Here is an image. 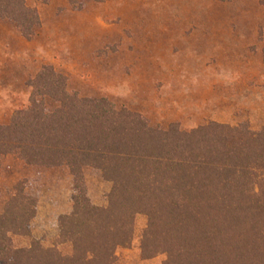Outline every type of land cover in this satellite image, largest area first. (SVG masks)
<instances>
[{
    "label": "trees",
    "instance_id": "obj_1",
    "mask_svg": "<svg viewBox=\"0 0 264 264\" xmlns=\"http://www.w3.org/2000/svg\"><path fill=\"white\" fill-rule=\"evenodd\" d=\"M222 3L230 0H219ZM69 5L80 10L77 0ZM264 7V0H258ZM0 20L26 41L40 17L27 0H0ZM264 62V50L261 52ZM29 105L0 125V164L14 157L40 169L66 168L72 211L58 218V244L14 249L10 234L27 235L35 202L13 189L0 214V264H113L130 246L134 221L146 219L143 260L163 264H264V127L208 122L191 131L151 127L140 114L107 99L80 97L67 79L42 67L27 82ZM45 99L57 107L48 112ZM110 184L102 207L87 198L83 172Z\"/></svg>",
    "mask_w": 264,
    "mask_h": 264
},
{
    "label": "rangeland",
    "instance_id": "obj_2",
    "mask_svg": "<svg viewBox=\"0 0 264 264\" xmlns=\"http://www.w3.org/2000/svg\"><path fill=\"white\" fill-rule=\"evenodd\" d=\"M27 0L41 15L40 27L25 41L0 20V125L29 105L27 82L44 66L67 79L80 97L104 98L140 114L151 127L175 124L191 131L215 122L264 127V84L258 47L227 53L217 48L224 32L256 31L264 38V7L258 0ZM51 4V5H50ZM49 6V7H48ZM40 17V16H39ZM48 112L57 104L45 99ZM87 198L105 204L110 184L85 169ZM35 202L27 235L8 236L14 249L34 242L71 255L58 244L59 217L72 211V178L66 168L40 169L6 157L0 164V214L13 189ZM146 219L137 216L129 247L117 249L113 264H163L165 255L143 260L140 239Z\"/></svg>",
    "mask_w": 264,
    "mask_h": 264
},
{
    "label": "crops",
    "instance_id": "obj_3",
    "mask_svg": "<svg viewBox=\"0 0 264 264\" xmlns=\"http://www.w3.org/2000/svg\"><path fill=\"white\" fill-rule=\"evenodd\" d=\"M66 0L63 1V6H66ZM51 5V4H50ZM49 7V6H48ZM40 20H41V15ZM220 37L225 39V41L217 44V48L225 49L227 53H236L237 50H245L250 47V45H256L258 47V54H256V58L260 63V67L262 69L261 75L259 76L260 81L264 84V62L262 61L261 52L264 50V38L262 41L258 40V34L256 31L245 32L244 30H236V31H227L222 34ZM26 41V40H25ZM27 42V41H26ZM262 98H259L257 102H263Z\"/></svg>",
    "mask_w": 264,
    "mask_h": 264
}]
</instances>
